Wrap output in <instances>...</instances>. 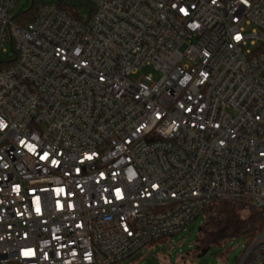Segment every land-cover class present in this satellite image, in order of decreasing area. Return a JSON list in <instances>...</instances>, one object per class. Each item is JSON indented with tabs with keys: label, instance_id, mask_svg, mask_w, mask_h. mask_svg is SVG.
<instances>
[{
	"label": "built area",
	"instance_id": "built-area-1",
	"mask_svg": "<svg viewBox=\"0 0 264 264\" xmlns=\"http://www.w3.org/2000/svg\"><path fill=\"white\" fill-rule=\"evenodd\" d=\"M27 1L0 0V264H120L216 200L264 210V0H33L21 25Z\"/></svg>",
	"mask_w": 264,
	"mask_h": 264
},
{
	"label": "trees",
	"instance_id": "trees-1",
	"mask_svg": "<svg viewBox=\"0 0 264 264\" xmlns=\"http://www.w3.org/2000/svg\"><path fill=\"white\" fill-rule=\"evenodd\" d=\"M56 3L69 14L80 18L85 12L94 10L90 0H48ZM39 3L28 0L17 14V21L25 25L35 17ZM4 60H0V68ZM9 64V63H8ZM264 228V210L245 201L216 200L205 209L203 222L199 229L198 245L200 250L211 249L214 246H222L229 240L241 237L245 239L247 246L254 240ZM168 239H160L149 247ZM140 256H133L129 260L135 262ZM128 260V261H129ZM240 258L237 261L239 263ZM116 264V263H115Z\"/></svg>",
	"mask_w": 264,
	"mask_h": 264
},
{
	"label": "rangeland",
	"instance_id": "rangeland-1",
	"mask_svg": "<svg viewBox=\"0 0 264 264\" xmlns=\"http://www.w3.org/2000/svg\"><path fill=\"white\" fill-rule=\"evenodd\" d=\"M143 74H152L158 79L159 72L152 66L144 68ZM203 215L171 239L144 247L136 256L139 260L124 261L120 264H237L247 243L245 239L236 237L222 246H214L207 253L197 251L199 229Z\"/></svg>",
	"mask_w": 264,
	"mask_h": 264
},
{
	"label": "snow or ice",
	"instance_id": "snow-or-ice-1",
	"mask_svg": "<svg viewBox=\"0 0 264 264\" xmlns=\"http://www.w3.org/2000/svg\"><path fill=\"white\" fill-rule=\"evenodd\" d=\"M215 2H216V0H213V3H215ZM180 11H181V12H184L185 10H184L183 8H181ZM235 39H236L237 41H239V40L241 39V37H240L239 35H237V36L235 37ZM117 194L119 195V189L117 190ZM27 254H31L30 250H29V253H27Z\"/></svg>",
	"mask_w": 264,
	"mask_h": 264
},
{
	"label": "water",
	"instance_id": "water-1",
	"mask_svg": "<svg viewBox=\"0 0 264 264\" xmlns=\"http://www.w3.org/2000/svg\"><path fill=\"white\" fill-rule=\"evenodd\" d=\"M197 250H200L199 246L196 248ZM209 251V249H202L201 253L205 254Z\"/></svg>",
	"mask_w": 264,
	"mask_h": 264
}]
</instances>
